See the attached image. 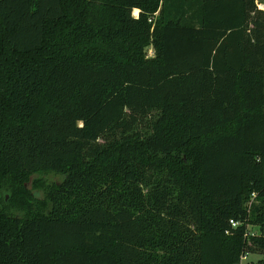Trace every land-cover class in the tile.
<instances>
[{
    "label": "trees",
    "instance_id": "1",
    "mask_svg": "<svg viewBox=\"0 0 264 264\" xmlns=\"http://www.w3.org/2000/svg\"><path fill=\"white\" fill-rule=\"evenodd\" d=\"M259 4L0 0V264H264Z\"/></svg>",
    "mask_w": 264,
    "mask_h": 264
},
{
    "label": "rangeland",
    "instance_id": "2",
    "mask_svg": "<svg viewBox=\"0 0 264 264\" xmlns=\"http://www.w3.org/2000/svg\"><path fill=\"white\" fill-rule=\"evenodd\" d=\"M261 6L262 5L259 4V7H261ZM147 55L149 58H151L153 56V52H152L151 48H149L147 50ZM138 129L145 132L147 130V123L142 122L139 125ZM113 139H114V137L106 136V137L100 139L99 144L104 146L105 144L112 141ZM35 181L39 182L37 184L40 187H38L37 189H33V187H32V185H33L32 183ZM61 181H62L61 175L55 174V173H45V174L33 176L31 178L30 182L28 184H26V187L28 188L31 196H33L36 199H41L44 196V192L46 191V188L53 187V186L59 184ZM249 231H251L252 233H256L258 231V229L256 227H250ZM260 260H261L260 256L248 255L241 261V264H260V262H259Z\"/></svg>",
    "mask_w": 264,
    "mask_h": 264
},
{
    "label": "built area",
    "instance_id": "3",
    "mask_svg": "<svg viewBox=\"0 0 264 264\" xmlns=\"http://www.w3.org/2000/svg\"><path fill=\"white\" fill-rule=\"evenodd\" d=\"M260 9H264V6L262 7H259ZM231 224H232V226H234L235 224H233L232 222H231ZM245 257H243L242 259H241V261L244 259Z\"/></svg>",
    "mask_w": 264,
    "mask_h": 264
}]
</instances>
